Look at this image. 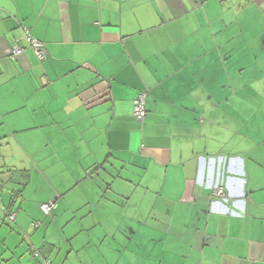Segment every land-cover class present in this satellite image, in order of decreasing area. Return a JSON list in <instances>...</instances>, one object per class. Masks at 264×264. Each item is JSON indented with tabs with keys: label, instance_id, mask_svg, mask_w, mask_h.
<instances>
[{
	"label": "crops",
	"instance_id": "0c3cea01",
	"mask_svg": "<svg viewBox=\"0 0 264 264\" xmlns=\"http://www.w3.org/2000/svg\"><path fill=\"white\" fill-rule=\"evenodd\" d=\"M0 211V264H264V0H0Z\"/></svg>",
	"mask_w": 264,
	"mask_h": 264
},
{
	"label": "built area",
	"instance_id": "2783aa9c",
	"mask_svg": "<svg viewBox=\"0 0 264 264\" xmlns=\"http://www.w3.org/2000/svg\"><path fill=\"white\" fill-rule=\"evenodd\" d=\"M21 39H24L28 42V44L34 50L39 60H45L47 58V50L45 44L39 39L33 37L31 35L29 28L24 27V35ZM23 50L24 47L21 44L20 39H17L12 46L11 56L13 58H16L23 53ZM146 98H147V92L141 91L135 96L133 100V113L137 117V119L141 121H143L148 114L146 109ZM213 193L215 196L225 197V191L223 185L221 183H217L215 185ZM56 208H57L56 200L46 202L41 205V209L46 215H50L53 212V210H55ZM15 219H16V212L6 213L4 211H0V222L5 220H8L10 222H15ZM40 225H41L40 221H33L30 224L32 228H37ZM24 233L26 234L25 231ZM31 249H32V254L35 258L40 259L44 264H49V260L48 258L45 257L42 248H36L33 246Z\"/></svg>",
	"mask_w": 264,
	"mask_h": 264
},
{
	"label": "rangeland",
	"instance_id": "374dc122",
	"mask_svg": "<svg viewBox=\"0 0 264 264\" xmlns=\"http://www.w3.org/2000/svg\"><path fill=\"white\" fill-rule=\"evenodd\" d=\"M55 212V210H53V213ZM51 216V215H50ZM64 220H65V217L63 218V219H59V222L57 223V225H56V229L58 230V231H63L64 230V228H63V225H64ZM7 224H12V225H15V223L14 222H10V221H8L7 220V222H6ZM41 228V227H40ZM39 229V228H38ZM55 229V228H54ZM54 232H55V235H56V238H58L59 237V233L56 231V230H54ZM55 237V236H54ZM44 238V237H43ZM60 238V237H59ZM45 240V239H44ZM38 245H40V244H38ZM42 245H44V243L42 242L41 243V246ZM95 246H96V244H94ZM39 248H42V247H39ZM94 248V247H93ZM63 250L64 251H67L68 250V247H63ZM76 250H78V248H76ZM82 250V249H81ZM92 251V250H91ZM103 251V248L101 249V250H98V249H96V252H97V254L98 253H100V252H102ZM93 253L95 252V250L93 249V251H92ZM96 252H95V254H96ZM46 253V252H45ZM50 261H51V259H50Z\"/></svg>",
	"mask_w": 264,
	"mask_h": 264
},
{
	"label": "trees",
	"instance_id": "16d2710c",
	"mask_svg": "<svg viewBox=\"0 0 264 264\" xmlns=\"http://www.w3.org/2000/svg\"><path fill=\"white\" fill-rule=\"evenodd\" d=\"M38 259V258H37ZM38 260H40V259H38Z\"/></svg>",
	"mask_w": 264,
	"mask_h": 264
}]
</instances>
